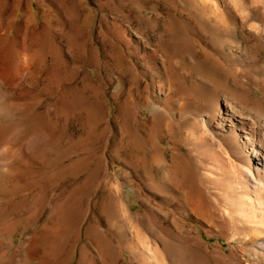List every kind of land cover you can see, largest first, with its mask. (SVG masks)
I'll use <instances>...</instances> for the list:
<instances>
[{"label":"rangeland","instance_id":"obj_1","mask_svg":"<svg viewBox=\"0 0 264 264\" xmlns=\"http://www.w3.org/2000/svg\"><path fill=\"white\" fill-rule=\"evenodd\" d=\"M263 82L264 0H0V264H264V198L176 161L188 122L247 117Z\"/></svg>","mask_w":264,"mask_h":264},{"label":"bare ground","instance_id":"obj_2","mask_svg":"<svg viewBox=\"0 0 264 264\" xmlns=\"http://www.w3.org/2000/svg\"><path fill=\"white\" fill-rule=\"evenodd\" d=\"M261 83H256L252 86L253 90L251 91H246V88H242L244 92L241 94V101L245 102V104H249L250 102L255 104L251 107L252 113L247 116L248 118L240 116L241 118L232 123V119L226 113L228 109L223 114L219 106L210 108L203 122L194 121L187 123L190 129V131L188 130L189 132L187 131L189 136L187 134L186 140L188 152L181 153L179 151V153H176L178 154L176 160L179 165L178 171L181 172L180 169L183 163H194L197 169L204 170V172L210 175V177L204 178L210 184L217 186L225 178L229 179L230 183L232 181V187L225 193L227 197L233 196L236 198L238 206H240L242 211L246 210L247 207H251L253 210L259 208L257 205L253 206V202L250 201L251 197H248V195L250 196L251 193L255 194L254 196L257 198V204L259 205L261 204L259 200L264 198L261 193L258 194L259 190L264 188V109L262 108L264 105V86ZM241 85L245 86L243 82H241ZM208 123L213 125L214 131L208 130ZM162 149L164 148L162 147ZM193 151L198 153V155L194 156ZM165 158V155L162 153L159 161L166 163ZM242 166L249 169V180H254L256 187H254L253 191H250L240 179V175L243 173ZM259 217L261 220L260 225H264V216L261 215ZM124 218L122 217V219ZM126 224L128 225V223ZM136 225L138 226L139 224ZM136 225H133V229ZM244 229L248 230L245 244L250 245L256 250L264 251V226L250 228V226L245 224ZM131 239H128L129 246L126 248L130 247V253H136V251H139L138 247H136L137 243H131ZM142 241L145 242L146 240H141L140 242ZM107 246V250L109 251L110 246ZM150 250L152 251L150 257L155 258L154 263H157L158 258L162 261L161 264H204L197 260L195 250L187 252L190 256L189 259L184 257L180 249L175 251L164 244L163 248L161 246L160 249L152 244ZM144 254L142 251L139 252V258L144 259ZM165 259H168L170 262H165ZM145 264L149 263L145 262Z\"/></svg>","mask_w":264,"mask_h":264}]
</instances>
